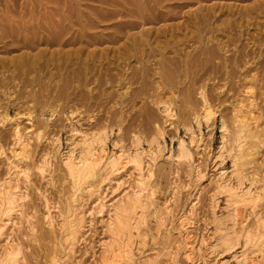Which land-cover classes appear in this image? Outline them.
<instances>
[{
	"label": "rangeland",
	"instance_id": "374dc122",
	"mask_svg": "<svg viewBox=\"0 0 264 264\" xmlns=\"http://www.w3.org/2000/svg\"><path fill=\"white\" fill-rule=\"evenodd\" d=\"M3 1L0 0V6L4 4ZM254 1L237 3L247 5ZM54 3L64 4L63 1L52 0L48 6L52 8L56 5ZM212 3L228 4L235 3V0L209 2ZM108 5L106 2L101 3V0L82 1V7L89 6L86 12L93 11L91 6L111 8ZM35 10L38 13L44 11V8L36 5ZM115 19H109L107 23ZM258 20L263 21L264 18ZM223 35L221 39L226 40L227 37ZM194 47L189 45L186 50L193 51ZM42 48L50 52H46L45 59L41 61L46 58L54 60L49 66L24 70L0 67V189L11 179L6 189L10 187L8 190L13 195L18 192L17 196L14 195L13 212L0 206V264H9L12 256L18 258L15 264H54L52 261L55 259L61 260L60 264H110L111 258L114 260L119 257L116 252L122 251L118 247L119 244L123 247L124 242V245L133 244L136 264H264V245L261 244L264 241V132L261 131L264 129L263 83V87L260 84L257 89L254 88L258 103L251 106L248 103L249 94L246 93L251 85L249 82L239 81L238 78V82H231L223 70L217 73L212 66L202 69L203 66L194 60L193 66L181 68L174 73L172 80L164 77L163 69L157 64L156 61L161 58L159 54L156 58H149L151 62L145 55L141 58L131 56L127 59H113L110 62L101 55H97L94 60L85 52L79 60L73 59L78 63L68 62L64 65L55 63L63 61L59 56H52L56 46L42 45L29 53H37ZM23 52L28 51L10 52L2 48L0 59L8 60ZM113 55L114 51L110 57ZM80 60L82 63H79ZM88 61L90 63L87 66ZM145 75H148L147 79ZM203 90L208 100L207 107L201 95ZM165 108L172 110L174 115H167ZM207 111L213 112L215 119L212 123L205 122ZM198 116L202 118L201 126L196 121ZM242 119L249 121L251 130L242 129ZM15 129L22 135V144H18ZM248 130H254L255 133L260 130L258 136L263 135L259 139L263 144L261 141L258 143L259 137L252 138L253 134ZM248 135H251L250 139ZM83 136H88L91 142H97L95 146H98V153L102 149L99 140L105 139V150L99 154L108 155L99 166L100 173L78 190L72 185L64 164L69 149L78 144ZM184 140L188 150L191 148L187 154L192 157H186V154L184 158L178 159V149ZM222 147L225 151L224 159L215 165L216 155L221 154ZM122 149L124 154L141 155L145 175L136 170L134 163L126 166L121 174L109 175L110 172H106L109 171L106 160L109 161L112 155H119ZM252 149H255L253 154L250 152ZM23 150H27L26 153ZM80 150L76 151L77 157L83 156ZM18 152H22V156L25 153L26 157L21 156L25 159L17 156ZM147 152L154 155L153 159H148L149 163L147 161L151 170L145 165L147 159L143 160L142 157V153L146 155ZM150 160L154 161L153 164ZM187 160L190 162L187 163ZM13 165L22 169V176L14 172L17 168L14 169ZM39 166H44L46 173L43 170L41 172L43 168ZM217 171H224L227 180L224 183L226 188H218V193L215 185ZM145 176L149 179L146 180ZM138 179L146 181L147 191H143L145 195L142 201L145 202L138 208L132 224V228L136 226L138 229L133 228L131 237L128 228L119 229L116 221L118 213L115 210L119 212L118 208H123L133 200V186H137ZM16 182L18 186L14 185ZM239 186L240 190L237 191ZM232 187L240 194L233 195L235 190L230 191V194L228 188L231 190ZM246 192L247 195L251 194L249 198L252 194V197H256L258 193L254 197L256 200H247ZM187 215L190 219L188 232L182 233L178 226L179 220ZM76 217L82 220L79 227L82 228L83 223L85 225L77 233L75 244L72 248L70 246L72 250H67L68 244L65 241L70 234L65 229L68 227L66 220L70 222L71 219L76 220ZM257 234L260 240H257L258 237L252 240ZM191 243L194 246L188 249L185 244L191 246ZM105 259L110 260L109 263ZM125 259L122 258L119 263L126 264Z\"/></svg>",
	"mask_w": 264,
	"mask_h": 264
},
{
	"label": "bare ground",
	"instance_id": "6f19581e",
	"mask_svg": "<svg viewBox=\"0 0 264 264\" xmlns=\"http://www.w3.org/2000/svg\"><path fill=\"white\" fill-rule=\"evenodd\" d=\"M58 1H61V2L63 1L64 4H61L62 5L61 6L58 3H54V5L56 4L57 6L55 5L52 8L48 6V3L50 5V2H52V0H47V1H45V0H4L3 1L4 4L1 3L2 5L0 6V49L3 48V49L8 50L10 52L14 51V50H24V51L27 50L28 52H23V54H21L19 56L12 57L11 59H8V60L0 59V67L1 66L2 67H15L16 69L21 70L23 68L33 69L36 67L38 68L40 66H45V67L49 66L50 64H52L54 62V60L52 61L53 58L51 60L46 58L45 61H41V60H43L44 55H46V52H48V51L50 52V50H48L47 48L46 49L42 48L41 50H39V52L34 53V54L31 52L29 53L30 50L33 51L42 45H46L47 47L56 46L57 49L53 50L52 56L56 57V55H57V57L59 56L58 57L59 59L63 60V61L59 60V61L55 62L58 64H64V63H68V62H73V64L78 63L77 61H73V59L76 58L77 60H79L80 56H82V54L85 52H88L87 54H88L89 58L91 57L92 59L95 60L97 55H99V56L101 55L102 57L110 60V62H113L114 61L113 59H118V60L127 59L131 56L132 57L136 56L138 58H141L143 55H145V57H148L147 59L150 61L149 58H152V57L156 58V56L159 54L161 56V58L156 62L163 69L164 74H165V75L163 74L164 77L166 76V78H168V79L173 80V74L180 71L181 68L188 69V67L190 65L193 66L192 62L194 60L195 62H198L201 67L203 66L202 69L207 67V66H212L213 68H215L214 71L217 73H219L220 71L223 70V72H225V74L228 75V78L230 79L231 82L235 83V82H238V80L249 82V84H251V85H249V88H247L248 90L246 91V93L249 94L248 99L250 102H248V103H250L251 106L252 105L254 106L258 103L257 99L255 98L256 97L255 91L257 89L256 87L262 83L264 84V20L263 21L258 20L261 17L264 18V0H255L251 4H247V5H242V4L237 3V2H241V1L246 2V1H252V0H235V3H228V4H223V3L209 4V2H212L214 0H101V3L104 2V4H105V2H106L107 5L109 3L111 8H105V7H101V6L100 7L91 6V7H93V9H92L93 11L89 10V12H86V9L89 6L86 8L82 7V1H84V0H58ZM221 1H223V0H221ZM36 5L43 6L44 11H38V13H36L35 11L39 10V9L35 10ZM83 8H84V10H83ZM28 15H29V17H28ZM112 18H113V20H114V18H117V19H115L116 21H112V22L110 21L107 23V20H109V19L111 20ZM219 22H221V23H219ZM110 27H112L111 30H110ZM252 29H256V30H254L255 32H251ZM222 35L224 37H227V39L226 38H225L226 40L221 39L220 36H222ZM189 45L190 46L195 45V47L193 48V51L192 50L191 51L186 50L187 46H189ZM99 46L100 47L105 46V47H102L101 49H97L96 47L99 48ZM92 47H93V49H90ZM113 51H114V55H113V57H110V53ZM79 63H82V61L80 60ZM89 63L90 62L88 61L87 66L89 65ZM58 66H60V65H58ZM87 71H88V68L86 69V72ZM79 74L84 75L85 73L79 72ZM75 75H76V73H75ZM77 76H78V74H77ZM145 76L147 79L148 75H145ZM237 78H238V80H237ZM242 83H245V82H242ZM263 84H262V87H263ZM253 86H255V87H253ZM254 88H256V89H254ZM201 93H202L201 94L202 98L205 99L204 100L205 107H207L208 100H207L206 93L204 90ZM258 98H259V96H258ZM250 105L248 107H250ZM251 109H253V108H251ZM164 111L169 116L174 115L172 110H170L169 108H165ZM145 112L147 113V111H145ZM200 118H201V116H198L196 118L198 125L201 124V121H202L201 120L202 118L201 119ZM204 118H205V122H207V123H210L211 121H213V119H215V117L213 116V112H211V111H207V114ZM260 119H261V117H260ZM248 122L249 121H246L244 119L241 120V123H243L242 129H245V128L250 129L251 128V126H250L251 124ZM199 126H201V125H199ZM255 127H257V126H255ZM255 127H254V129H255ZM258 128H260V127H258ZM16 129H18V128H16ZM253 131L250 132L248 130V132L253 134L252 138L253 137L258 138L259 132H261V131L264 132V129H262L261 131L258 130L259 132H256V133ZM77 132H79V131H77ZM15 133H16L15 136L18 140V144H19V142H21V144H22V142H24V141L22 140L23 138H22L20 131L16 130ZM193 135L195 136V133ZM225 135L226 134H224L223 136L225 137ZM251 135L250 136L248 135L247 138L250 139ZM262 136L263 135H260V137L258 138V143L260 141H261V144L264 143L262 140H259V139H261ZM101 138L102 137L100 136V139ZM94 140H95V137H94ZM57 141L58 140H56V142ZM78 142H79L78 144L73 145L69 149V152L66 155V160H65V164H64L67 168L66 169L68 172L67 174L71 177L72 185L74 184V186L77 189L79 187H81L85 182H88L90 179L94 178L98 174L100 164H103L102 161L104 162V159L108 155V154L106 155V153L99 154L100 152H103L105 150L103 148L107 144L106 143L107 141L105 142V139H104V141L102 139H101V141L99 140V146H100V144L102 145V147H101L102 149L99 147L101 149V151L99 153L96 150V147L98 148V146H95L97 142H93V141L91 142V140H89L88 136H83V138H81V141H78ZM186 143H185V140L180 143V148L178 147L179 148L178 153H180L177 156L178 159L184 158L187 154V151L189 152V150L191 149L190 148L188 150V148L186 147ZM59 144L61 145V143H59ZM189 144L191 145V141ZM54 145L56 146L55 143H54ZM25 148H27V147H25ZM16 149H18V147ZM78 149H81L80 152H81V154H83V156L81 155L80 157H77L76 151ZM161 150H162V148H161ZM252 150L253 151L249 150L251 152V154H253L252 152H254L255 149H252ZM26 151H24V152L26 153ZM121 151L123 152L124 149H122ZM221 151H220L221 152L220 155H216V158L214 161L215 165H217V163L220 159H221L220 162H222V159H224V152L225 151H224L223 147L221 148ZM122 152H120L121 154L119 153V155L117 154V155L110 156L109 161L106 160V162H107L106 167L109 171H106V170L105 171L110 172L109 175L119 174L120 172L122 173V171L126 170V166H128L131 163H134L135 166H137L135 168H136V170L138 169V171H140L141 174L145 171L144 165H143L142 160H141V155H139V153H138L139 151L138 152L136 151L138 154L136 155V153H135L134 156H133V154L131 155V154H128L127 152H126L127 154L126 153L124 154V152L122 154ZM250 152H248V153H250ZM21 153H19V152L17 153V156L19 155L20 158L25 156V153L23 156L20 155ZM147 153L148 154H146V155H144V153H142L143 154L142 155L143 160L147 159V160H145L146 166H148L147 164L149 163L148 159L154 158V155H151L152 151L150 152L151 153L150 155H149V152H147ZM188 154L186 157H189V158L192 157L191 154H189V156H188ZM239 154H240V152H239ZM45 155H47V154H45ZM162 155H163V153H162ZM248 155H250V154H248ZM242 157L243 156H241V158ZM235 158H236V156H235ZM23 159H25V158H22V160ZM46 159H47V161H49L48 160L49 158H46ZM185 159H187V158H185ZM147 161H148V163H147ZM152 161H151V163H152ZM187 161H188L187 163L190 162V160H187ZM193 161L194 160H192V162ZM238 161H239V159H238ZM19 163H21V162H19ZM197 163L198 162H196V164ZM10 164H11V160H10ZM13 167H14V169L17 168V170L14 171L17 173V175L22 170V169L18 168V166L13 165ZM39 167H41V166H39ZM149 167L150 166H148V168ZM190 167L191 166H189V168ZM41 168H43V169H41V172H43L44 166ZM148 168H147V170H148ZM192 168H196V167H192ZM214 169H215V167H214ZM25 170H27V169H25ZM149 170H151V169L149 168ZM45 171H46V169H45ZM45 171H44V173H46ZM103 171L104 170H102V172ZM140 172H138V174ZM151 173H153V172H151ZM147 174L148 173L146 172V175ZM202 174H203V172H202ZM225 174L226 173L224 171L218 172V174H216V176L218 175L217 180L215 179L216 182L214 181L215 185L217 187V188L215 187L217 189L216 193L219 192L218 188L219 189L222 188L225 185L224 183L227 181ZM20 175L22 176L23 174L20 173ZM132 175H133V173H132ZM12 176H14V175H12ZM148 177H149V174H148ZM148 177L145 176L146 180ZM7 178H9V177H7ZM26 178H27V176H26ZM138 178H141V177L138 176ZM214 178H215V176H214ZM4 180H6V179H4ZM12 181H14V180H12ZM112 181H114V180H112ZM228 181H230V180H228ZM145 182L146 181H144L142 179L137 181V183L139 185L137 184L136 187L133 186L134 187V189H133L134 193H132V196H134L133 200L131 199V201L126 203L125 206H123V208L117 207L119 209V212L115 208L116 209L115 212L118 213V214H116V218H117L116 221H117V225H119V227H120L119 229L121 230V229L128 228V232H130L131 237H133V234H132L133 228L134 227L136 228V226H134L132 228L133 220L136 219L135 215L138 214V212H137V211H139L138 208L140 206H142V202H145V201H142L143 197L145 195L143 193V191H145V190L147 191V188H146L147 185L145 184ZM10 183H11V179L6 181L4 184V187L2 189H0V193H1L0 194V196H1L0 206L3 207L4 209L6 208L7 209L6 211L11 210L13 212V209L15 207V199H16V197L14 195H16V193H18V192L14 193V195H13L11 190L10 189L8 190V188H10V187H8L6 189L7 185H9ZM85 184H87V183H85ZM0 185H1V183H0ZM14 185L18 186V183L14 184ZM105 185H107V184H105ZM226 185H227V183H226ZM108 186H110V185H108ZM229 186L230 187L233 186V183L230 184ZM229 186H227V187H229ZM75 187H74V189H75ZM14 188H15V186H14ZM16 188L18 189V187H16ZM17 189H15V190L17 191ZM108 189H109V187H108ZM108 189L106 191H108ZM229 189L230 188H228V191L230 194H231L230 191L235 190V188H233V187L231 188V190H229ZM236 189H237V187H236ZM91 190H92V188H91ZM224 190H223V193L226 194V190H225V192H224ZM239 190H240V186L237 189V191H239ZM75 191H76V189H75ZM106 191L104 193L107 195ZM242 191H244V190L242 189ZM95 192H97V191H95ZM247 192H246V195H247ZM77 193H78V191H77ZM238 193H236V190H235V193L233 195H238ZM97 195H98V192H97ZM212 195H214V194H212ZM248 195H247V197H248L247 200L253 199L255 197V196L252 197L254 194H252L251 198H249V196L251 194L249 196ZM255 195L257 197L258 193ZM261 195H262V193H261ZM240 196H242V195H240ZM260 196H258V198ZM98 197H99V195H98ZM213 197H212V199H213ZM215 197H216V199L218 198L217 196H215ZM243 197H245V194H244V196H242V198ZM238 199H239V201L242 200V199L240 200V198H238ZM259 199L261 201V198H259ZM18 200H20V199H18ZM214 200L215 199H213V201ZM244 200L246 201V199H244ZM235 201H237V200H235ZM250 202H251V200H250ZM257 202H259V201H257ZM244 203H246V202H244ZM248 203H246V204H248ZM253 203H251V204L253 205ZM193 205H192V208H193ZM254 205H255V203H254ZM103 206H104V204H103ZM103 206H101V208ZM112 206H115V205L112 204ZM254 207L257 208L256 205ZM0 210H2V209H0ZM10 212H9V215H10ZM101 212H103V211L101 210ZM72 214H74V213H72ZM7 215H8V212H7ZM81 216H82V214H81ZM86 216H87V214H86ZM188 217H189L188 215L184 216V217H180L178 226L180 227V230H181L180 232H182V233H184V231L188 232L187 227L190 224L188 222L190 220ZM82 218L83 217H81V219ZM67 220H66V222L68 223V225H67L68 227L65 229H68V233L70 234V236L66 237L68 239L67 241H65V238H64V241L67 242L68 247L66 246V244H64V245L67 247V250H72L71 248L75 244L77 233L79 232L80 229L81 230L83 229L85 224L83 223L82 228L79 227V225H80L79 222L80 221L82 222V220H77V217H76V220L71 219L70 222H69V220L68 221ZM136 222L137 221H135V223ZM65 225H66V223H65ZM116 229H117V227L114 230H116ZM136 229H138V228H136ZM253 231H254V229H253ZM139 232H140V230H139ZM249 232H251V231H249ZM259 232H261V231H259ZM117 233H119V235H120L119 231ZM182 233H180V234H182ZM250 234L249 235L247 234V236L251 237ZM263 234H264V232H263ZM128 235H129V233H128ZM186 235H188V234H186ZM254 235H256V234H254ZM254 237L255 238L252 237V240H254V239L256 240V238L258 237V234H257V236H254ZM77 238H78V236H77ZM129 238H130V236H129ZM188 239H189V237H188ZM262 239L264 240V236L262 237ZM62 240H63V237H62ZM257 240H260V238L258 237ZM184 242H183V244H184ZM124 243H123V247H121L120 244L118 247L120 249L122 248L121 249L122 251L120 250L121 252H118V253H124V255L123 254L119 255L116 252V256L117 257L119 256V257L117 259H114V260H113V258H111L112 263H110V264H114V263L118 264L122 258L123 259L126 258L127 262H131V263L136 264L135 259L137 257L135 256V253H134V247L132 246L133 244H125L124 245ZM134 244H136V243H134ZM261 244L263 246L264 241H262ZM126 245H127V247H130V248L125 249V248H127ZM70 246H71V248H70ZM185 246L189 247L188 249H190V247H193L194 245H192V243H191V246L189 244H185ZM62 247H64V246H62ZM180 248L181 247H179V249ZM194 248H192L193 251H194ZM7 252H8V249H7ZM69 253H70V251H69ZM185 254H187V253H185ZM8 255H10V253ZM17 256H19V255H17ZM55 258L56 257H54V259ZM16 259H18V258H16ZM16 259L12 256L9 264H15V262H17ZM8 260H9V258H8ZM138 260H137V262H138ZM60 261L61 260L55 259L52 262H54V264H60ZM108 261H110V260H106L107 263H109ZM127 262H126V264H128ZM121 263H119V264H121ZM4 264H6V263H4Z\"/></svg>",
	"mask_w": 264,
	"mask_h": 264
}]
</instances>
